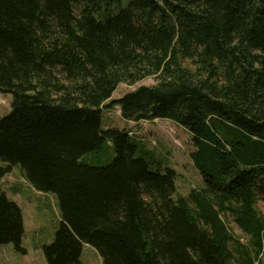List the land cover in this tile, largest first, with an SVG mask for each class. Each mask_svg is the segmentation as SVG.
Segmentation results:
<instances>
[{"label":"trees","instance_id":"obj_1","mask_svg":"<svg viewBox=\"0 0 264 264\" xmlns=\"http://www.w3.org/2000/svg\"><path fill=\"white\" fill-rule=\"evenodd\" d=\"M0 93V178L21 164L58 199L48 264H82L85 243L104 264H264V0H0ZM117 105L184 126L204 185L177 194L144 140L103 127ZM24 234L0 194V246L25 253Z\"/></svg>","mask_w":264,"mask_h":264},{"label":"rangeland","instance_id":"obj_2","mask_svg":"<svg viewBox=\"0 0 264 264\" xmlns=\"http://www.w3.org/2000/svg\"><path fill=\"white\" fill-rule=\"evenodd\" d=\"M155 83L153 77L144 78L133 85L121 83L113 98H119L141 85ZM11 101V94L0 93V118L10 112ZM102 124L103 127L128 129L130 134L134 133L136 137L144 140L146 146L160 158L164 167L175 170L177 194L188 195L191 189L204 185V177L190 157L194 146L191 134L184 126L166 118L145 119L139 122L125 120L118 105L104 111ZM100 163L104 162L100 160ZM0 165H5L2 160ZM25 176L23 166L16 164L10 172L0 178V194L5 193L22 209L25 228L22 245L26 249V252L22 253L13 248L14 252L11 254L6 245L0 247V264H3V259L4 264H48L43 247L54 240L60 224V208L56 194L32 189ZM258 207L264 212V200L259 201ZM226 222L242 243L248 242V235L232 217L226 218ZM81 261L82 264H104L99 251L87 243L83 246Z\"/></svg>","mask_w":264,"mask_h":264},{"label":"crops","instance_id":"obj_3","mask_svg":"<svg viewBox=\"0 0 264 264\" xmlns=\"http://www.w3.org/2000/svg\"><path fill=\"white\" fill-rule=\"evenodd\" d=\"M30 184V183H29ZM31 185V184H30ZM32 186V185H31ZM32 189H35L33 186H32ZM36 190V189H35ZM6 245V247L11 251V254L14 252L13 251V245L12 244H5ZM2 246H4V245H1L0 247H2ZM6 261V260H5ZM3 264H4V259H3Z\"/></svg>","mask_w":264,"mask_h":264}]
</instances>
